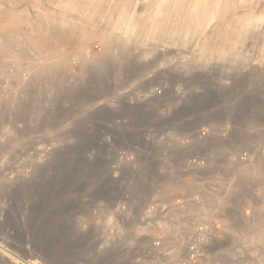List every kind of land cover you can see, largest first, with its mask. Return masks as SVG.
Here are the masks:
<instances>
[{
	"label": "rangeland",
	"instance_id": "1",
	"mask_svg": "<svg viewBox=\"0 0 264 264\" xmlns=\"http://www.w3.org/2000/svg\"><path fill=\"white\" fill-rule=\"evenodd\" d=\"M195 1L139 0L133 30L121 35L103 33L123 7L106 0L107 16L79 32L84 49L56 74L81 73V86L55 85L50 103L39 73L59 64L70 38L11 21L45 60L16 61V77L0 76V246L18 260L264 264L255 249L264 240V24L236 15L231 0H206L214 16L205 38L236 58L228 64L212 48L203 64L184 62L181 48L192 56L203 32L185 22ZM255 5L263 14L264 0ZM11 38L0 43L8 55ZM16 88L27 92L20 117Z\"/></svg>",
	"mask_w": 264,
	"mask_h": 264
},
{
	"label": "bare ground",
	"instance_id": "2",
	"mask_svg": "<svg viewBox=\"0 0 264 264\" xmlns=\"http://www.w3.org/2000/svg\"><path fill=\"white\" fill-rule=\"evenodd\" d=\"M105 1L106 0H90L87 5H84L81 0H57L55 3H52V0H0V43L4 42L5 34L11 35L12 40L9 43L7 42V45L14 52V54L8 55L0 49V76H6L9 74L11 77H16V70L10 71L12 68L11 66L15 64L16 61H21L28 65L36 62L42 63L45 61L44 58L41 60H35L37 44L34 39H25L22 35H20L18 30L9 31L11 21L16 20V23L19 24L17 27L28 29L29 32L38 37L45 35L46 38H49L52 41H60L68 37L70 38V45L74 48L73 52L68 51L67 49L71 48V46L69 43L64 45L62 47V52H57L58 63L61 64H58L56 67L49 68L45 71V73H39L40 75H44L46 77L44 87L48 95L47 103L56 102L58 100L55 92L49 91L54 88L55 85L64 90H68L71 85L80 87V82L84 79L83 74L67 71L65 72L63 78L57 77L56 74L61 69L65 68V62L70 63L68 56L75 58L76 55L81 53L84 49V47L79 44V32L84 28H91L94 30L97 29L95 23L98 19L101 16H107V14L103 12V5ZM152 1H154L155 5L161 3L160 5L164 6L168 4L170 0ZM138 3L139 0H123V7L117 20L112 24L111 29H106L103 33H119L121 35L130 33L135 24L137 7L135 8L134 5ZM230 5L234 7V13L236 15H250L255 17L252 18L250 22L257 20V18L260 17L258 20H261L264 24V13L261 14L257 11L258 7L255 5V0H231ZM158 8L159 12L163 10V7ZM193 9L195 10L196 15L194 17H188L185 22L197 24L203 28V32L200 37L201 40L195 45L196 50L193 52L192 56L185 52L188 50V47L181 48L183 52L182 60L184 62H190L193 59V62L203 64L204 61H208L212 57V54L210 53L212 48H220L223 51L225 50L226 58L228 57L227 60H229L227 63H234L233 58H236V54L233 51L227 50V48L218 43L217 40L211 41L205 38L207 31L210 30L209 27H211V20L214 16L212 4H209L206 0H196L193 5ZM221 20L226 21V18H222ZM52 22H56L61 25L62 33L52 29ZM211 30L215 31L216 29L211 28ZM67 31H70L71 33L68 34ZM2 34H4V36ZM135 40L138 41L136 48H146L149 45L148 39ZM242 63L245 68H253L252 62L248 58H244ZM257 74L259 73L257 72ZM0 81L2 80L0 79ZM31 86L32 84H29L26 86V89H30ZM248 86L250 87V85ZM20 93H23L24 95L27 94L26 91H20L16 88V104L14 103L15 101L13 102L16 107V117H20L27 109V102L25 101L24 96L19 100ZM242 118L244 117L242 116ZM255 249L264 251V240L256 241ZM0 264L32 263L21 262L6 248L0 246Z\"/></svg>",
	"mask_w": 264,
	"mask_h": 264
}]
</instances>
